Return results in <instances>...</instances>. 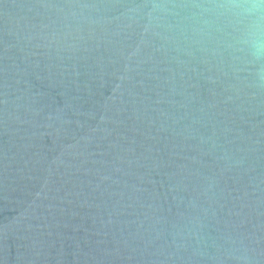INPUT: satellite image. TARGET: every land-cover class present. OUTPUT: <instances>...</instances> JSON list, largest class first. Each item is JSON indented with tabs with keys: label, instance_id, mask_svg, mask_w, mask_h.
<instances>
[{
	"label": "water",
	"instance_id": "1",
	"mask_svg": "<svg viewBox=\"0 0 264 264\" xmlns=\"http://www.w3.org/2000/svg\"><path fill=\"white\" fill-rule=\"evenodd\" d=\"M233 3L0 0V264H264Z\"/></svg>",
	"mask_w": 264,
	"mask_h": 264
},
{
	"label": "clouds",
	"instance_id": "2",
	"mask_svg": "<svg viewBox=\"0 0 264 264\" xmlns=\"http://www.w3.org/2000/svg\"><path fill=\"white\" fill-rule=\"evenodd\" d=\"M225 7L244 25L238 42L261 66L260 75L264 79V0H248L246 4L233 3Z\"/></svg>",
	"mask_w": 264,
	"mask_h": 264
}]
</instances>
